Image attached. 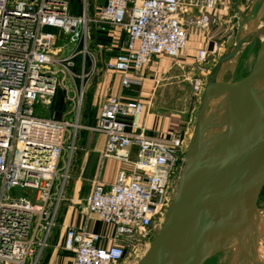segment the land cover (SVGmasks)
<instances>
[{
  "label": "built area",
  "instance_id": "built-area-1",
  "mask_svg": "<svg viewBox=\"0 0 264 264\" xmlns=\"http://www.w3.org/2000/svg\"><path fill=\"white\" fill-rule=\"evenodd\" d=\"M184 1L103 0L90 13L88 1L80 0L73 15L69 0H0V264L41 261L81 130L103 135L102 159L129 163L132 171H120L107 189L93 180L84 213L87 220L96 216L102 229L67 228L63 249L73 255L72 264H121L127 245L155 229L185 152L186 132L145 134L146 105L113 95L110 87L94 126H83L81 113L88 88L102 72L118 74L121 91L141 87V71L153 58L174 60L186 49L188 25L207 29L216 23L204 12L217 0H204L199 18L186 17ZM93 32L106 34L107 44L92 47ZM221 46L214 42L210 51L199 50L196 64H206ZM114 49L101 70L100 54ZM200 82L191 80L193 91ZM59 91L68 105L63 117L38 115L37 106L49 105ZM130 147L138 150L134 162L128 160Z\"/></svg>",
  "mask_w": 264,
  "mask_h": 264
},
{
  "label": "water",
  "instance_id": "water-1",
  "mask_svg": "<svg viewBox=\"0 0 264 264\" xmlns=\"http://www.w3.org/2000/svg\"><path fill=\"white\" fill-rule=\"evenodd\" d=\"M220 64L201 100L175 196L137 264H204L256 212L264 187V39L247 75L217 90L221 102L207 114Z\"/></svg>",
  "mask_w": 264,
  "mask_h": 264
},
{
  "label": "crops",
  "instance_id": "crops-1",
  "mask_svg": "<svg viewBox=\"0 0 264 264\" xmlns=\"http://www.w3.org/2000/svg\"><path fill=\"white\" fill-rule=\"evenodd\" d=\"M87 1L90 13L103 5V0ZM203 2L204 0H185L184 3L189 7L188 16L199 18ZM248 5L245 0H217L213 10L204 12L216 20V23L211 24L207 29L188 25L186 49L174 60L166 56L153 58L141 71V75L144 77L141 87L121 91L118 74L102 72L93 80L87 90L81 113V124L86 127L95 125L97 113L105 96V89L110 87L113 95H120L125 100L138 99L146 105L145 134L165 136L175 129L183 130V126L190 122L187 119V112L164 115L157 109V105H160L165 93L164 90H161L162 87H166L163 82L173 85L172 80L177 77L174 75L176 67H179L181 71L193 70L197 52L199 50L210 51L214 42L222 44L217 57L214 56L220 58L224 54L225 45L230 42L229 38H224L227 34L226 31L233 27L234 20H239L248 11ZM234 33L236 34L237 30ZM222 34L223 36H221ZM105 36L108 41L106 34ZM125 43L126 38L123 35L119 45L124 46ZM96 44H107V42H96ZM117 52L118 50L114 49L111 52L100 54L99 68L102 70L103 64L112 60ZM157 101L159 102L157 103ZM104 144L105 137L101 134L87 130H81L78 133L77 150L71 162L70 178L60 207L57 226L39 264H72L73 255L63 249V238L67 228L77 229L87 225L92 231L99 232L102 229L96 216L87 220L84 213L85 200L90 194L93 180L98 178L107 189L115 182L120 171H125L127 174L132 171V166L129 163H124L116 158L102 159L101 153ZM137 151L136 147L128 149L129 162H134L137 159Z\"/></svg>",
  "mask_w": 264,
  "mask_h": 264
},
{
  "label": "rangeland",
  "instance_id": "rangeland-1",
  "mask_svg": "<svg viewBox=\"0 0 264 264\" xmlns=\"http://www.w3.org/2000/svg\"><path fill=\"white\" fill-rule=\"evenodd\" d=\"M69 1L72 3V14H78L81 8L80 0ZM256 1L251 0L248 3V11L239 20H234L233 27L226 31L227 34H225L224 38H229L230 42L228 45H225L224 54L220 58H216L217 56L210 57L206 64H195L193 70L181 71L179 67H176L177 69L174 75L178 78L176 77L175 80H172L173 85L171 86L167 82H163L166 87H162L161 90H164L165 93L160 105H157V109L164 115L171 113L183 114L187 112V119L190 122L188 125L185 124L182 130L186 132L185 150L193 136V128L201 100L218 62L221 60L220 68L206 96L207 104L205 111L207 114L211 113L217 103L221 102V97L214 99V96L211 97V93L215 90L217 92L222 86L231 85L240 81L247 75L254 62L259 43L264 39V1L253 15V7ZM235 30H237L236 34L234 33ZM46 31L53 34L58 33L55 29H46ZM193 78H199L201 80V89L198 92L192 90L191 80ZM58 93L62 95L60 91ZM56 105L55 98L51 100L49 105L40 103L36 108V113L44 117L61 119L63 113L61 110L56 109ZM65 107L68 110L67 104H65ZM183 166L184 157L178 161V170L175 171L174 178L171 180L167 208L161 219L157 222L155 229L151 232L150 236L138 237L135 241L127 245L121 264H137L147 252L149 244L160 230L168 206L175 196ZM232 239L225 245L224 250L208 259L204 264H264V187L256 203V212L253 216L247 218Z\"/></svg>",
  "mask_w": 264,
  "mask_h": 264
},
{
  "label": "trees",
  "instance_id": "trees-1",
  "mask_svg": "<svg viewBox=\"0 0 264 264\" xmlns=\"http://www.w3.org/2000/svg\"><path fill=\"white\" fill-rule=\"evenodd\" d=\"M92 39H93L92 47L96 44V42H104V43L107 42L105 34L101 32H93ZM55 100L57 102L56 109L61 110V112L64 113L65 110H67L66 109L67 107H65V103L63 102L62 95L60 93L56 94Z\"/></svg>",
  "mask_w": 264,
  "mask_h": 264
},
{
  "label": "bare ground",
  "instance_id": "bare-ground-1",
  "mask_svg": "<svg viewBox=\"0 0 264 264\" xmlns=\"http://www.w3.org/2000/svg\"><path fill=\"white\" fill-rule=\"evenodd\" d=\"M237 47V46H236ZM215 92H216V90L215 91H213V93H211L212 95H211V97L212 96H214L213 98L214 99H216L217 97H215ZM216 104V103H215ZM218 106V105H217ZM253 224V223H252ZM238 229V228H237ZM237 229L235 228V229H233L228 235H227V237H225V240L223 241V245H227L228 243H229V241L232 239V238H234V236H235V234L237 233ZM233 240V239H232ZM237 243H239V242H237Z\"/></svg>",
  "mask_w": 264,
  "mask_h": 264
},
{
  "label": "flooded vegetation",
  "instance_id": "flooded-vegetation-1",
  "mask_svg": "<svg viewBox=\"0 0 264 264\" xmlns=\"http://www.w3.org/2000/svg\"><path fill=\"white\" fill-rule=\"evenodd\" d=\"M174 178V176L172 177V179Z\"/></svg>",
  "mask_w": 264,
  "mask_h": 264
}]
</instances>
